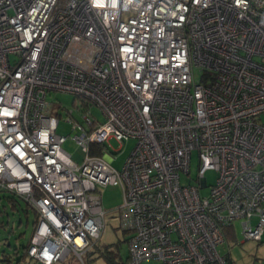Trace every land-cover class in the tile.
<instances>
[{"label": "built area", "instance_id": "built-area-1", "mask_svg": "<svg viewBox=\"0 0 264 264\" xmlns=\"http://www.w3.org/2000/svg\"><path fill=\"white\" fill-rule=\"evenodd\" d=\"M63 109L80 163L57 132ZM110 137L135 140L119 170ZM194 149L196 183L183 184ZM108 184L121 189L126 264H237L217 250L236 219L261 238L264 0H0V200L37 213L27 255L83 264Z\"/></svg>", "mask_w": 264, "mask_h": 264}, {"label": "rangeland", "instance_id": "rangeland-1", "mask_svg": "<svg viewBox=\"0 0 264 264\" xmlns=\"http://www.w3.org/2000/svg\"><path fill=\"white\" fill-rule=\"evenodd\" d=\"M200 71L197 67L193 68V77L198 79ZM52 98L57 103L59 102L64 109L73 107L74 97L68 93L53 92ZM64 109L62 111V118L59 120L57 132L66 136L63 148L69 152L72 158L78 163L81 162L83 153L72 139L73 132L67 123L63 121L65 117ZM89 110L91 117L102 122L103 116L101 110L95 106L90 105ZM135 145V140L130 138L128 140L118 141L114 137H110L104 142L106 149L114 154V158L111 160V165L116 169H121L127 155L130 153ZM199 165L197 150H192L190 159V172L189 175L181 174V182L183 184L196 183L197 168ZM205 177L207 184L200 187V194L207 195L209 193L211 185L215 181L216 171L214 169H208L205 171ZM99 194L101 197V205L106 214V226L101 236L94 242L87 252H90V256L97 254L99 250L108 248L109 250H116L121 255H126L128 252L127 237L129 232L122 231L118 227V223L114 220L116 215V208L122 202L121 189L118 185L108 184L104 187H100ZM16 207L13 208L9 203L0 205V264H14L15 261L10 259V255L7 256L5 252H14L15 249L18 252H22V247L29 240L33 231V222L35 220L34 211L30 206H27L25 201L16 196ZM224 240L221 244H218V252L225 256L230 257L237 264H264V232H262L259 240L244 239L240 220L236 219L229 227L222 228ZM4 258V260H2ZM25 258V257H24ZM22 259L21 264H26V258ZM70 258L74 259V262L70 263ZM86 254L83 255V264H86ZM93 258V257H91ZM7 260H10L6 262ZM127 260L123 263L126 264ZM65 264H81L76 262V259L72 254L68 255V259ZM143 264H154L152 260L144 261Z\"/></svg>", "mask_w": 264, "mask_h": 264}, {"label": "trees", "instance_id": "trees-1", "mask_svg": "<svg viewBox=\"0 0 264 264\" xmlns=\"http://www.w3.org/2000/svg\"><path fill=\"white\" fill-rule=\"evenodd\" d=\"M4 202H5V203H9L11 207L15 208V207H16V205H15V203H16V196H15L14 194L7 193V194H5V195H3V196L1 197L0 205H3ZM26 204H27V203H26ZM27 206H29V205L27 204ZM0 207H1V206H0ZM30 207H31V206H30ZM31 208H32V207H31ZM32 209H33V208H32ZM33 211H34V215H35V219H36V217H37V213H36V211H35L34 209H33ZM34 222H35V220H34ZM34 222H33V223H34ZM226 227H229V226H226ZM28 244H29V241H27V243L22 247V252H18V250L15 249L14 252H5V253L7 254V256L10 255V259H11V260L15 261L14 264H17V263H19L20 261H22V259H23L25 256H27V252H26V250H27V248H28ZM85 254H86V256H87L88 254H90V252H86ZM99 254L105 258L106 263L108 262V263H111V264H120V263L118 262V259H119V258H118V252H116L115 248H114V250H109L108 248H106V249H104V250H99L98 255H99ZM31 258H32V257H31ZM7 261H10V260H7Z\"/></svg>", "mask_w": 264, "mask_h": 264}, {"label": "crops", "instance_id": "crops-1", "mask_svg": "<svg viewBox=\"0 0 264 264\" xmlns=\"http://www.w3.org/2000/svg\"><path fill=\"white\" fill-rule=\"evenodd\" d=\"M73 257L75 258L74 255H73ZM91 257H93V258H91ZM25 258H26V264H40L37 260H35L34 258L29 257L28 255L25 256ZM118 258H119L118 259V262L120 264H123L128 259V252L126 253L125 256L124 255H121V253L118 252ZM67 259H68V256H66L65 258H63L61 260H58V261L53 262V264H65V262L67 261ZM2 260H4V258H2ZM85 261H86V264H111V263H108V262L106 263L105 258L103 256H101L100 254L99 255L96 254L95 255V258H94V256H90L88 254ZM6 262H8V261H6ZM21 262L22 261H20L17 264H21ZM72 262H74V259H71L70 258V263H72ZM76 262H78L77 259H76Z\"/></svg>", "mask_w": 264, "mask_h": 264}]
</instances>
